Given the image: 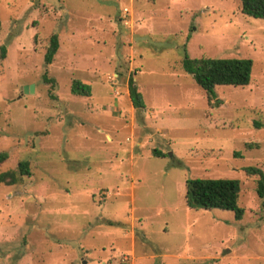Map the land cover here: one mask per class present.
I'll return each instance as SVG.
<instances>
[{
  "label": "rangeland",
  "instance_id": "374dc122",
  "mask_svg": "<svg viewBox=\"0 0 264 264\" xmlns=\"http://www.w3.org/2000/svg\"><path fill=\"white\" fill-rule=\"evenodd\" d=\"M0 21V172L30 168L0 185V264H264V198L245 172L264 174V19L240 0H0ZM183 46L250 59L249 83L208 104ZM193 178L237 179L242 218L187 207Z\"/></svg>",
  "mask_w": 264,
  "mask_h": 264
},
{
  "label": "trees",
  "instance_id": "16d2710c",
  "mask_svg": "<svg viewBox=\"0 0 264 264\" xmlns=\"http://www.w3.org/2000/svg\"><path fill=\"white\" fill-rule=\"evenodd\" d=\"M241 13L255 18L264 19V0H240ZM1 28V21H0ZM58 49L56 34L49 38L48 47L44 54V63L52 62ZM4 54V49L2 48ZM181 67L189 73L196 84L205 92L208 104H215L214 88L217 85L243 86L249 83L252 61L247 58H213L201 57L191 58L185 47L182 48ZM73 94L89 95L90 86L74 79L70 85ZM128 94L132 106L141 110L144 107L142 96L137 90L133 77L128 79ZM257 126V122H254ZM158 153V152H157ZM8 157L7 152L0 151V164ZM248 175H257L255 191L257 195L264 198V174L256 166L245 168ZM30 174L29 163L21 160L16 168L0 172V185H13L22 177ZM185 204L193 209L219 208L233 212L236 219H241L244 209L238 205L240 193V182L231 178H193L185 181Z\"/></svg>",
  "mask_w": 264,
  "mask_h": 264
},
{
  "label": "water",
  "instance_id": "95a60500",
  "mask_svg": "<svg viewBox=\"0 0 264 264\" xmlns=\"http://www.w3.org/2000/svg\"><path fill=\"white\" fill-rule=\"evenodd\" d=\"M29 89L32 90V89H33V85H30V86H26V87H25V91H26V92L29 91Z\"/></svg>",
  "mask_w": 264,
  "mask_h": 264
},
{
  "label": "built area",
  "instance_id": "2783aa9c",
  "mask_svg": "<svg viewBox=\"0 0 264 264\" xmlns=\"http://www.w3.org/2000/svg\"><path fill=\"white\" fill-rule=\"evenodd\" d=\"M127 11H128L127 8H123V17L127 16Z\"/></svg>",
  "mask_w": 264,
  "mask_h": 264
}]
</instances>
